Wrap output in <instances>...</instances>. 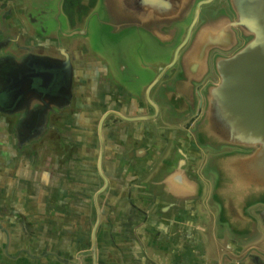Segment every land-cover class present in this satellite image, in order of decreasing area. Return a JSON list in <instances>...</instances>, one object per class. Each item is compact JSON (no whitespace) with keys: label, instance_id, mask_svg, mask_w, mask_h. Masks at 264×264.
<instances>
[{"label":"water","instance_id":"water-1","mask_svg":"<svg viewBox=\"0 0 264 264\" xmlns=\"http://www.w3.org/2000/svg\"><path fill=\"white\" fill-rule=\"evenodd\" d=\"M115 1L102 0L84 27L63 32L59 26V32L88 40L104 32L109 41L130 35L128 52L105 55L118 61L117 67L128 57L137 72H145L127 81L139 95L148 84L145 98L153 113L146 109L135 118L181 126L183 136L176 141L150 148L153 162L163 158L144 176L143 186L160 183L159 194L196 211V217L186 219L190 228L200 213L197 231H204L203 201L211 185L209 204L217 209L219 230L231 235L235 262L264 263L259 246L264 240V0H148L145 23L130 8L126 17L117 16ZM115 39L111 49L126 43ZM13 41L15 50L0 44V112L15 110L21 116L16 132L29 143L35 136L39 140L53 114L60 116L73 105L76 71L63 46L60 57ZM131 51L147 58V67ZM109 115L127 118L121 112ZM178 184L190 192H181Z\"/></svg>","mask_w":264,"mask_h":264},{"label":"crops","instance_id":"crops-1","mask_svg":"<svg viewBox=\"0 0 264 264\" xmlns=\"http://www.w3.org/2000/svg\"><path fill=\"white\" fill-rule=\"evenodd\" d=\"M19 25L0 8V44L6 49L16 47L14 38L24 47L43 44L39 26L21 38ZM49 30L46 37L58 28ZM136 55L147 67L148 59ZM74 57L80 69L73 105L50 117L38 141L35 136L28 143L16 132L21 116L11 120V111L0 112V264H239L231 235L219 230L217 209L209 204L211 185L203 201L204 231H197L200 213L190 228L186 219L196 211L159 194L160 183L143 186L163 158L153 162L150 148L183 136L181 126L135 118L146 109L153 113L145 98L148 84L139 95L127 81L145 72H137L128 57L120 67L98 52ZM178 187L190 192L187 185Z\"/></svg>","mask_w":264,"mask_h":264},{"label":"flooded vegetation","instance_id":"flooded-vegetation-1","mask_svg":"<svg viewBox=\"0 0 264 264\" xmlns=\"http://www.w3.org/2000/svg\"><path fill=\"white\" fill-rule=\"evenodd\" d=\"M127 1L128 0L115 1L117 16L126 17V14L124 13L127 12L124 11H127V8H130L134 12L132 15L138 18L140 22L145 23V19L148 18L147 10L151 9V3H149L148 0H130V2ZM213 2L214 1H212V3ZM102 4V0H0V8L5 10V13L9 15V18L13 22H18L20 24L18 28L19 34L22 36L21 38L25 36L27 37L29 35V30L33 27V25H37L40 27L41 33L39 36H41L43 44L39 45L38 47H33L32 49L41 53L63 57L61 53V49L63 46V48H65L66 51L71 54L76 72L80 69L77 67L80 64H76L74 54H78L81 56L91 53L94 54L96 53L95 48H93L91 45H88L89 42L87 45H81L79 42L73 41L74 39L80 37H67L65 33L59 32V26L62 27L63 32L68 31L69 29L72 30L76 27H84L89 15ZM226 8L228 14L232 15L233 13L230 5ZM4 16L5 14L2 15V18H4ZM193 20L194 13L187 20L186 29L189 28ZM102 21L104 22L105 20ZM52 27L58 28V30L55 32L54 36L46 37L47 33L48 35L51 34H49V32H51L49 28ZM92 27L95 26L93 25ZM81 39H87V41H89L86 37H81ZM65 41H69L70 44L73 41V46L68 47L67 44L64 43ZM14 49H17V47H15ZM21 53L23 54L25 53V51L21 50ZM84 78L85 81H87L86 75L84 76ZM75 85H77V82H75ZM76 102L77 98L75 99L74 104ZM9 111H11V114L13 115L8 116V118L10 117L9 119L11 120H17L18 116L15 115L16 111ZM91 116H93V114H91ZM50 135L53 136L52 130L46 134V138L51 139L49 137ZM41 142L44 143L45 139ZM60 146L61 144L58 143L56 148H62L63 150H65Z\"/></svg>","mask_w":264,"mask_h":264},{"label":"rangeland","instance_id":"rangeland-1","mask_svg":"<svg viewBox=\"0 0 264 264\" xmlns=\"http://www.w3.org/2000/svg\"><path fill=\"white\" fill-rule=\"evenodd\" d=\"M114 39H115V37H114ZM114 39H112V40L114 41ZM103 40H105V41H103ZM109 40L110 39L107 38V35L104 32H98L97 33V36L96 35H93V40L87 41V39L86 40H83L81 38H77V39H74L73 41H77L81 45L82 44L87 45L88 42H89L88 45L94 46L97 50H100L99 53H101L103 51L102 52L103 55L109 54V53L111 54L112 52L118 53L119 51H120V54L122 53V55H123V52L124 51L128 52V50H129V46L128 45H129V42L131 41V36L130 35H129V38L124 39L123 41L115 39L119 43H123L124 41H126V43L122 44L120 47H117V49H111L110 48L112 46V45H110V42L111 43H113V42H112V40L111 41H109ZM101 49H102V51H101ZM128 54L130 55V53H128ZM126 62H128L129 65L131 66V63L129 62V60H126Z\"/></svg>","mask_w":264,"mask_h":264}]
</instances>
